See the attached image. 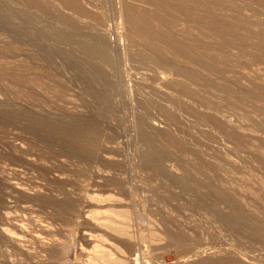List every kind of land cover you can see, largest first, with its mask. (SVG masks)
Listing matches in <instances>:
<instances>
[{"label": "rangeland", "instance_id": "1", "mask_svg": "<svg viewBox=\"0 0 264 264\" xmlns=\"http://www.w3.org/2000/svg\"><path fill=\"white\" fill-rule=\"evenodd\" d=\"M0 67V264H264V0H0Z\"/></svg>", "mask_w": 264, "mask_h": 264}, {"label": "bare ground", "instance_id": "2", "mask_svg": "<svg viewBox=\"0 0 264 264\" xmlns=\"http://www.w3.org/2000/svg\"><path fill=\"white\" fill-rule=\"evenodd\" d=\"M131 15H132V14H131ZM132 17H133V16H132ZM132 17H129V23L132 22V21H131V18H132ZM127 18H128V17H127ZM133 18H134V17H133ZM134 20H135V19H134ZM134 20H133V22H134ZM133 22H132V25L134 24ZM130 24H131V23H130ZM139 27H140V26H139ZM142 27H144V26L142 25ZM140 28H141V27H140ZM144 28H146V27H144ZM142 29H143V28H142ZM147 29H148V28H147ZM138 30H139V29H138ZM145 30H146V29H145ZM145 30H144V34H145ZM150 31H151V30H150ZM150 31H148V32H149V36H150V38H148V39H149V40H150V39L152 40V39H153L152 37H154V36H152V33H153V32L151 31V33H150ZM139 32H140V31H139ZM141 32H142V30H141ZM146 32H147V31H146ZM144 34H143V35H144ZM147 34H148V33H146L145 35H147ZM156 36H157V35H156ZM153 41H154V40H153ZM173 47H174V46H173ZM1 68H2V67H0V69H1ZM1 71H2V70H1ZM3 72H4V71H3ZM4 74H5V73H4ZM11 74H12V73H11ZM11 74H9V75H11ZM14 75H15V74H14ZM0 76H1V79H2V77H3L4 75L2 76V75H1V72H0ZM12 76H13V75H12ZM10 77H11V76H10ZM19 77H20V76H19ZM19 77H18V78H17V77H13V78H14V79L17 78L16 80L19 81V80H18ZM21 77H22V76H21ZM21 77H20V79H22ZM21 81H22V80H21ZM29 81H30V80H29ZM29 81H28V82H29ZM24 82H25V81H24ZM26 82H27V81H26ZM26 82H25V83H26ZM32 82H33V81H32ZM32 82H30V84H31ZM19 83H20V81H19ZM22 84H23V83H22ZM23 85H24V84H23ZM26 85H27V84H26ZM42 118H43V117H42ZM40 119H41V118H40ZM47 120H48V119H46V121L41 120L40 122H41V123H44V124H46V125H49V126L52 125V126L54 127L55 130H60V128H61V125H60V124H58V125L55 124V123L51 124V122L49 121L50 119H49L48 121H47ZM69 131H70L69 134H70V136L72 137V142H74V141H73V140H74L73 137H75L76 132H78V131H77L74 127H71ZM84 139H85V138H84ZM81 141H82V140H81ZM82 142H83V141H82ZM84 147H85V146H83V148H84ZM83 148H82V149H83ZM85 148H87V147H85ZM154 150H156V148H155ZM158 150H159V148H158ZM158 150H157V151H158ZM84 151H85V150H84ZM161 152H162V151H161ZM158 154H159V153H158ZM159 159H160V158H159ZM217 191H218V190H217ZM217 191H216V192H217ZM95 249H96V248H94V250H95ZM94 250H93V251H94ZM97 251H99V250H97ZM95 252H96V251H95ZM100 252H101V251H100ZM96 254H99V252H98V253L96 252ZM100 254H101V253H100ZM101 255H104V254H101Z\"/></svg>", "mask_w": 264, "mask_h": 264}]
</instances>
